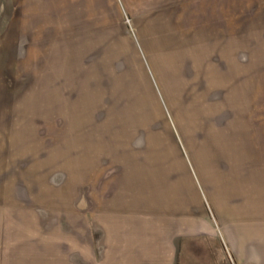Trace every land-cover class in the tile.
I'll return each mask as SVG.
<instances>
[{
  "label": "rangeland",
  "instance_id": "obj_1",
  "mask_svg": "<svg viewBox=\"0 0 264 264\" xmlns=\"http://www.w3.org/2000/svg\"><path fill=\"white\" fill-rule=\"evenodd\" d=\"M139 212L157 264H264V0H0V264Z\"/></svg>",
  "mask_w": 264,
  "mask_h": 264
},
{
  "label": "crops",
  "instance_id": "obj_2",
  "mask_svg": "<svg viewBox=\"0 0 264 264\" xmlns=\"http://www.w3.org/2000/svg\"><path fill=\"white\" fill-rule=\"evenodd\" d=\"M129 215L128 222L123 221L116 225L113 241L112 234L108 230L107 241L113 245V249L109 250L111 251L109 255H105L106 259L102 264H157L155 261L157 250L153 247L155 237L151 235L152 232L150 234L153 227H150L149 214L139 212ZM167 258V261L170 262L169 256ZM159 260L160 258H158ZM158 263H162V261Z\"/></svg>",
  "mask_w": 264,
  "mask_h": 264
}]
</instances>
